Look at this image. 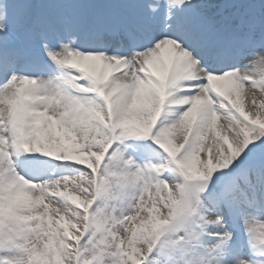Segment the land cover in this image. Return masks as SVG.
Segmentation results:
<instances>
[{
  "label": "snow or ice",
  "instance_id": "obj_1",
  "mask_svg": "<svg viewBox=\"0 0 264 264\" xmlns=\"http://www.w3.org/2000/svg\"><path fill=\"white\" fill-rule=\"evenodd\" d=\"M0 264H264V0H0Z\"/></svg>",
  "mask_w": 264,
  "mask_h": 264
}]
</instances>
